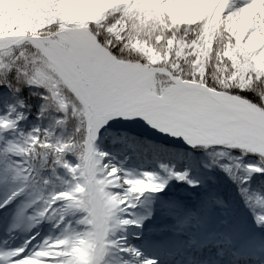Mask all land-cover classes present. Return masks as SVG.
<instances>
[{
	"label": "snow or ice",
	"instance_id": "obj_1",
	"mask_svg": "<svg viewBox=\"0 0 264 264\" xmlns=\"http://www.w3.org/2000/svg\"><path fill=\"white\" fill-rule=\"evenodd\" d=\"M0 264H264V0H0Z\"/></svg>",
	"mask_w": 264,
	"mask_h": 264
}]
</instances>
